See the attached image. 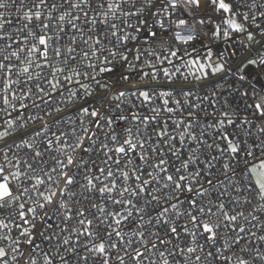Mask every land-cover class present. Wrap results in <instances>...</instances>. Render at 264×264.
I'll return each instance as SVG.
<instances>
[{
	"label": "snow or ice",
	"instance_id": "obj_1",
	"mask_svg": "<svg viewBox=\"0 0 264 264\" xmlns=\"http://www.w3.org/2000/svg\"><path fill=\"white\" fill-rule=\"evenodd\" d=\"M0 264H264V0H0Z\"/></svg>",
	"mask_w": 264,
	"mask_h": 264
}]
</instances>
